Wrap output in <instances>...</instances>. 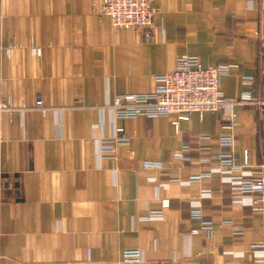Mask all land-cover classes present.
<instances>
[{
	"label": "crops",
	"instance_id": "1",
	"mask_svg": "<svg viewBox=\"0 0 264 264\" xmlns=\"http://www.w3.org/2000/svg\"><path fill=\"white\" fill-rule=\"evenodd\" d=\"M104 1L0 0V99L12 106L0 113V264H264V210L234 190L241 169L209 158L264 164L262 106L178 125L113 108L117 95L153 91L182 55L230 64V98L253 76L264 100V0H155L150 39L115 27Z\"/></svg>",
	"mask_w": 264,
	"mask_h": 264
},
{
	"label": "built area",
	"instance_id": "2",
	"mask_svg": "<svg viewBox=\"0 0 264 264\" xmlns=\"http://www.w3.org/2000/svg\"><path fill=\"white\" fill-rule=\"evenodd\" d=\"M100 12L109 16L115 27L134 28L140 31L145 39H150L156 32L154 20L158 8L155 0H105ZM230 67V64L205 67L197 56H179L173 71L156 76L153 91L117 95L114 98L113 108L117 116L123 119L140 115L154 118L175 114L177 116L175 124L178 125L180 120L188 119L195 113L203 116L205 112H220L236 102H258L260 106H263L264 100H258L255 95L253 76L243 77V84L249 88L239 97L225 96L220 85L221 78L229 72ZM38 105L43 107L41 98L38 100ZM5 110H12V106L6 100L0 99V113ZM222 120L225 128L233 129L237 125L236 115L232 110L223 114ZM116 139L118 141L127 139L122 126L117 128ZM232 142L231 136L220 138V144L223 146H230ZM209 158L219 160L229 172L241 169L240 174L231 177L234 190L239 193V196L251 197L249 204L254 209L264 210V164L254 169L248 163L247 154H245L244 165H236L233 152L212 153ZM159 165L151 161L144 163L145 167ZM199 177L196 176V178ZM194 214L199 218L202 213L196 210ZM210 227V225H205L207 229ZM235 228V234H240V225H235ZM192 231L198 232V228ZM124 258L129 261H139L141 252L126 250Z\"/></svg>",
	"mask_w": 264,
	"mask_h": 264
},
{
	"label": "water",
	"instance_id": "3",
	"mask_svg": "<svg viewBox=\"0 0 264 264\" xmlns=\"http://www.w3.org/2000/svg\"><path fill=\"white\" fill-rule=\"evenodd\" d=\"M262 110H263V114H264V104H263V106H262Z\"/></svg>",
	"mask_w": 264,
	"mask_h": 264
}]
</instances>
